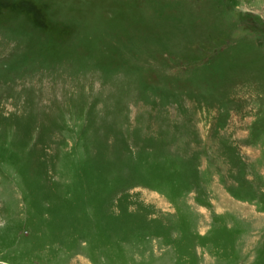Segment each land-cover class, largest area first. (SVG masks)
<instances>
[{"label":"rangeland","instance_id":"rangeland-1","mask_svg":"<svg viewBox=\"0 0 264 264\" xmlns=\"http://www.w3.org/2000/svg\"><path fill=\"white\" fill-rule=\"evenodd\" d=\"M0 264H264V0H0Z\"/></svg>","mask_w":264,"mask_h":264}]
</instances>
